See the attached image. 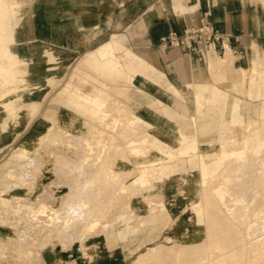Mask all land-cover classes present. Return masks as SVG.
<instances>
[{
	"label": "crops",
	"instance_id": "crops-1",
	"mask_svg": "<svg viewBox=\"0 0 264 264\" xmlns=\"http://www.w3.org/2000/svg\"><path fill=\"white\" fill-rule=\"evenodd\" d=\"M48 1L52 3L59 2L56 7L61 10L72 8L69 0H33V2H35L34 4L39 6L40 10L41 34L38 30L32 33L27 31V38L21 40L17 39L15 50L18 49L20 54L35 63L33 65V72L28 78L31 82L29 87L33 89L34 92H30V90L27 91V88H25V90L20 93V104L12 108L15 112L9 110L11 107L8 108L7 111V107L13 104L12 97L8 98V101H4V104L1 106V109H3L5 113H10L12 115L14 113L21 114V116H8L6 119H23L18 125H16L15 121L10 120L5 130H2L0 127V154L2 152L8 153V151H11L12 147L14 148L17 146L19 141L25 139L20 145L22 144V146L26 148L25 150L30 152V160H34L36 163L34 161L32 162L40 169L39 175H30L27 177L31 185V190H35L36 188L35 191H37L40 188V192L37 195V199L40 203H35V201L31 202L32 206L37 207V213H29L28 216H31L32 219L27 220L32 223L31 228H33V232H30L31 234L25 235L22 238L16 239L15 244H21L22 242L26 243V241L32 243L36 238L40 239L43 245L50 241H56L57 239H62L64 241L72 236L70 230L73 228L82 229L83 232L79 237L83 236V234L92 236L95 233H100L102 226H104L106 229V233L103 234L104 237L100 236L91 239L89 245L86 244V246H88L86 247L87 249H82L79 242L74 243L71 248L69 247L68 249H64L63 245L59 242L44 249L42 251V257L45 264H124L127 259H125L121 247L117 246L113 251L106 247L107 237L115 235L114 225L118 222H129L133 219V222L139 226L147 225L154 222L158 216L162 215L164 217L167 216L166 219L168 222L178 217L185 219L187 224L185 228L191 229L192 233L196 234V239H189L192 233L186 234L184 239L175 241L173 243L174 246L187 248L194 244H199V246L208 247V226H206L208 220L207 209L202 206L198 209H193L186 205L183 206V200L193 199V196L189 194L192 193L194 180L198 177V175L193 173V168L191 166L193 159L192 152L193 150L195 151V147L189 149V156L177 158L172 161L169 166L163 167V170L154 168L157 166L154 160L148 163L143 160V163L151 165H146L144 167L148 169L146 175H138V177H136L133 174L136 170V164L130 156V147L128 143H121L119 149L115 148L116 146L112 147L111 139L107 140L105 138L103 141L110 142L109 147L90 144H49L41 140V143L36 144L35 137L48 135V131L52 130L48 127L50 123L46 119L53 118L52 115L54 113H56L58 119H62L63 116H71L70 112L64 108L54 110V107H50L52 105L51 99L62 87L64 80L66 81V79L69 78V74L73 71L78 61L81 60L84 55L95 52L108 41L118 44L121 51H125V54L130 51L135 57H138L156 72L163 75L169 83L177 88L185 87L186 89L198 90L204 94L207 100L209 95L211 96L213 91L216 90L219 92V99L218 101L211 100L213 103L217 102L222 105H232L238 100L242 103L244 107L243 110L247 104H251V106L255 104L257 111L255 119H257V121L261 120L263 117L262 103L264 102V97L250 98L247 95L248 87L243 86L241 80L246 72L256 71L257 67L261 69L262 75L264 76V0H257V2H253L252 0H93L92 2L97 4L104 13L105 18L101 19L99 23H101V25L106 23V27L102 32L96 34V31L100 29L98 24L87 26L82 13L79 15H71L70 23L74 24V27L71 29L70 26H68L67 31H62L67 35L64 39H69L71 45L58 42L56 40V38H58L56 35H61V33H55L53 30L54 27L50 29V25L47 22L49 20L47 19L49 11L43 9L50 6ZM92 2L89 4L81 2L73 5H79L80 9H90V7L94 5ZM23 14L25 18L26 14ZM202 21L213 23L215 27L223 33L233 34L232 38L229 37V46L234 53V65L236 64L238 67V69L236 68L237 70H235L236 77L227 73L229 69L212 68L211 61L216 62L219 57H224L219 56L213 48H209L203 54V60H206L208 65V73L213 77H215L217 73H224H222L223 75L220 77L221 81L216 79L214 82H205L199 81L205 77L203 72H205L206 69V65L199 58L201 55H187L179 48H164L161 46L162 38L167 36L169 32L177 31L181 33L188 27L199 25ZM45 24L47 26L46 34L43 26ZM21 26H23V23ZM110 35H113L111 40L101 43L92 50L99 41ZM81 40L85 41V44ZM252 42L259 43L254 45L253 51H251L250 48L251 44H253ZM246 49L249 50L248 55L251 56L250 65H247V61H245ZM45 52H51L56 57V63L46 64L45 59H43ZM128 60L130 61L131 59L128 58ZM121 71H128L125 65H121L120 72ZM223 76L224 79H222ZM49 77L58 78V84L52 89H50L47 84V79ZM217 77L218 76L215 78ZM127 80L134 82L135 77L128 75ZM226 80L232 83L231 87L233 90L245 91L248 101L246 100L245 102V100L240 97L231 98V90L221 86ZM251 82H253V79L249 78L248 84H251ZM36 86L38 88H36ZM65 87H67V85H65ZM130 87L131 89L128 90L127 93L124 89V94L126 93V95L122 98V103L134 106L142 116L140 117L138 113H134V115H132L133 119L139 120L143 118L158 127L160 126L158 120L163 118L160 113L170 115L169 118H172V126L178 119H185L184 116L178 115L179 113L173 110L174 105L172 106L173 111L171 113H164L159 106H156L157 104H153L158 102L159 104L163 103L169 105L167 101H161V99H166L165 95L162 97L158 96L157 101L154 99L151 100L149 97H152L153 94L152 96L150 94L147 96L139 92L135 85ZM181 93L184 95L183 91H181ZM213 98L214 97H210V99ZM217 98L218 97H216V99ZM106 102L109 103L112 102V100H107ZM116 102L120 103L118 101ZM32 105L36 106V110H34L33 113L35 114L37 111V115H31L32 118L35 116V119L27 126L26 119L30 116V112H32L30 110ZM123 107L126 108L125 106ZM166 107L168 106L164 108ZM225 107L228 109L227 106ZM155 108L158 109L156 112L154 111ZM124 110L130 114L129 111L126 109ZM227 112L229 111L225 113ZM187 113L188 115L191 114L190 112ZM77 114L76 118L78 119L104 121L112 120L114 115L112 112H103V110L100 112L90 110L87 113ZM226 118L233 119L232 116H226ZM56 132L59 134L57 129ZM173 134H180V132H176V127H172V135ZM227 135H229V133H227ZM259 135H261V132ZM86 140L91 141L90 137ZM99 141L101 142V140ZM34 144L35 147L31 150L30 148L33 147ZM249 145L251 144L249 143ZM50 146L55 148L52 149ZM206 147V144L201 143L200 151H206ZM18 149H16L15 152H17ZM43 150L47 151V153L44 152L45 154L41 156L40 152ZM137 150L140 151V149ZM109 151H115V153L109 154ZM14 153L11 157H13ZM26 157L28 159L27 155ZM179 159L183 160L178 162ZM14 163L17 162L15 161ZM44 167H47L46 171H43ZM80 168L87 169V173L90 172V176H85V180L88 179V183L90 184L89 188L86 190L78 187V189L84 192V194L81 195H86L88 192L90 194L89 197L96 196L100 199H107L104 201L105 204L109 201L113 202V204H115V209L120 211V214H118L116 218L109 220L105 217V220L96 222L89 221V223H80L75 219L65 220L66 213L64 212V207L61 209L62 205H64L65 192H74V190H76L75 187L72 188V184L75 186L78 181L77 179L79 177H84L82 174H79L78 170ZM45 173L49 175H45ZM57 174L59 175V179H61V184L54 186L53 184L58 179ZM40 175L42 177L39 184L36 183V180H39ZM102 175L101 184L103 187L92 186L93 182H97V179ZM199 176V183L201 185L207 182L202 179V167ZM69 183H71V185ZM160 184L162 186H160ZM102 194H106L107 196ZM49 197H51V201L47 200ZM79 197L74 196L70 204L74 206L75 201H77ZM18 199L23 200L24 197ZM197 199H207V193L200 195ZM175 200H179V202L178 205L173 206L174 203H172V201ZM11 210L10 224L13 223V220L17 222V217H19L16 215L17 211L15 208H11ZM222 211L224 212L225 209H222ZM194 212H197L200 217V222L198 223H193L192 219L189 218V215L192 216L196 214ZM143 214H150V217L146 220H141L139 217ZM35 216H39L40 220L34 219L33 217ZM42 226H47L50 232H41L38 227ZM201 227L204 228L203 235L200 233ZM197 230L198 233L196 232ZM120 236L121 238L124 237L123 232ZM118 239L119 234L117 241ZM157 245L163 247L161 244ZM150 248L151 247L148 249ZM86 250L92 251L91 253L94 257L92 261L87 260L85 256ZM32 254L33 252L29 255L30 258ZM113 254L118 255V258H122L119 260L120 262H114ZM241 255L242 254L238 252V258L232 259V264H235L236 261H239V264H245V260H242L243 258ZM33 260L34 259H30L29 261L33 262ZM258 264H264V260Z\"/></svg>",
	"mask_w": 264,
	"mask_h": 264
},
{
	"label": "rangeland",
	"instance_id": "rangeland-1",
	"mask_svg": "<svg viewBox=\"0 0 264 264\" xmlns=\"http://www.w3.org/2000/svg\"><path fill=\"white\" fill-rule=\"evenodd\" d=\"M92 1L93 0H69L72 8L63 10L56 7L59 2L52 3L48 1L50 6L43 9L49 11V16L47 18L49 20L47 22L50 25V29L54 27L53 30L55 31V33H61V35H56V37H58L56 38L58 42L70 44L69 39H64L65 37H67V35L63 32L67 31L68 26H70L71 29L74 27V24L70 23V16L76 14L79 15L82 13L79 5L73 4H78L81 2H86L89 4ZM252 1L257 2V0ZM21 3L23 4L20 5ZM34 3L35 2H33V0H0V67L3 66L2 68L7 69V65L10 64L11 58L8 57L5 53V48H7L8 53L14 56L20 63V66L18 68L20 71H18L17 68L13 67L15 69L14 79L22 80L23 83L17 92H9L0 100V127L2 130H5L8 127L10 120L15 121L16 125H18L20 122H22L23 119H6V117L8 116H21V114L14 113L12 115L10 113L3 112V109H1V106L4 104L3 102L8 101V98L10 97H19L21 99L20 93H22L25 88H27V91L30 90V92H34L33 89H30L29 87L31 82L28 78L33 72V65L35 63L34 61L32 62V60L20 54L18 49L15 50V43L17 39L21 40L27 38V31L32 33L37 32L38 30L41 34L40 10L39 6L35 5ZM92 4L94 3L92 2ZM89 10L91 13L89 12ZM73 11L75 12V14ZM84 11L85 15H82L83 18L85 20H89L87 22L84 20L85 24L87 26H94L98 24L100 29L96 31V34L102 32L106 27V23H103L102 25L101 23H99L101 19L105 18L104 13L103 11H101L100 7L97 4H94L92 7H90V9L84 8ZM23 13L26 14L25 18L23 17ZM22 23L23 26H21ZM211 24L215 27L213 23ZM43 26L46 34L47 26L46 24ZM215 29L219 31L216 27ZM184 31H182L181 33H178L177 31L171 32L182 34ZM219 32L221 33V31ZM226 34L228 35V37L232 38L233 34ZM113 35L103 38L92 48V50L101 43L107 40H111ZM255 44L259 43L254 42L253 44H251V51H253V47ZM168 47L179 48L183 50L181 47ZM183 51L187 55L189 54L185 50ZM248 51L249 50L246 49L245 61H247V65H250L251 56L248 55ZM92 53L93 56L96 57V60L93 61L94 63H86L87 55H84L81 60L78 61L77 65L74 66L73 71H71V73L69 74V78L66 79V81L64 80V84L62 85V87L58 90V92L56 91L57 94L51 99L52 105L50 107H54V110H57L58 108H64L70 112L71 116H63L62 119H58L56 113H54L52 115L53 118L46 119L50 123V125L47 126L55 131L57 129V131H59V134L58 136L49 135L52 131L49 130L48 135L35 137L36 144L43 141L49 144L59 145L90 144L96 146L100 145L101 147H109L110 142H104L103 139L105 138L107 140H110L111 138L115 137L117 138V144L115 145V148L117 149L121 147V143H128L130 147V156L136 164V170L133 173L136 177H138V175H146L148 169L144 167L146 165H151L143 163V160L146 163L154 160L157 164V166H155L154 168L163 170V167L169 166L170 163L177 158L189 156V149H193L195 147V151L193 150L192 152V164H190L193 168V173L195 175H198V177L196 178V180H194L195 182L193 183L192 193L189 194L190 196H193V199L183 200V206L186 205L192 207L193 209H198L200 206L206 208L208 213V218L206 217L208 219L206 222V226H208L210 222L209 216H212L214 219L213 228L216 232L219 233L220 236L222 235L224 227L227 226L231 229V234L235 235L237 239L239 238L241 240L243 238V246L239 247V249H224L223 247L213 246V243L209 241L211 246H208L209 248L204 247L206 249L202 250L204 251V255L207 256L206 264H232V259L238 258V252L242 254L241 257L243 258L242 260H245V264H248L249 257L247 252L249 240L250 237L257 236L258 231L251 230V233L247 231L242 221H235V219L232 218L231 211L236 209L240 205L241 210L246 211L247 207L245 203L249 205L250 209L261 208V198L257 197V195L263 193H256V191H252V184L250 181H248L249 179L247 177L239 178L240 183H245L244 190L239 189L235 185L231 187V175L227 173L230 170L228 166L230 164H233L234 162H241L244 165H249L251 163L256 164L257 162H260L261 165L264 166V117H262L261 120H258L256 124L254 119L248 118L249 112L252 109L251 104H247L245 109L243 110L244 107L242 106V103L236 100V102H234L232 105H222L220 103L214 102L212 103L213 105L209 107V109H203L205 107L203 106V104L196 105V108L203 109V111L200 113L202 116H206L208 114L210 118L200 119L199 121L194 120L192 123H189L190 120L187 119V116H189L187 112L190 111L188 110V108L184 110V107L181 108L182 111H179L178 115L184 116L186 120L178 119L173 123V126L172 118H169V114L160 113L163 118L161 120L157 119L160 122L159 127L157 125L149 123L143 118L135 120L132 118V115H134V113H138V115L142 117L139 111H137L134 106L122 103V98L126 95L127 91L131 89L130 86L135 85L136 89L139 92L147 96L148 94H150L151 96L153 94V96L149 97V99H154L156 101L158 99V96L162 97L166 95V90L160 87L149 89L145 88L144 79H142L138 74L135 73L134 65L132 64V62H134L133 59L135 58V55H133L130 51L125 54V51H121L118 44L108 41ZM45 54H48L50 57L56 59V57L51 52H45ZM217 54L219 56H223L225 53L223 54L217 52ZM127 57L131 60L129 61ZM199 58L206 65L205 72H203L205 77L200 79L199 81L214 82V80L216 79L220 80V77L224 72L217 73V78H215L216 76L213 77L210 73H208V65L206 63V60H203V55H201ZM95 62L98 68H96ZM103 63H107L108 71H110L109 69H113L116 73L113 72V74L110 75L109 72L103 69ZM121 65H125V68H127L128 71L120 72ZM128 75H132L135 77L134 82H130L127 80ZM231 84L232 83L230 81L226 80V82L221 86L231 90V98L240 97L246 102V92L237 91L236 89L233 90ZM65 85H67V87H65ZM36 88L38 87L36 86ZM124 89L126 90L125 94ZM218 94L219 92L214 90L211 96L209 95L208 100L218 101ZM97 96H101L102 98L103 107L100 110H103V112L107 111L114 113L112 111L113 109L118 107L124 108L123 106L126 107L124 109L129 111L130 117L125 122V126L128 128L127 134L125 133L126 130H123L126 135L123 134L121 130H113L109 128L107 125L108 120H87L76 118V116L78 115L77 113H87L90 110H94L96 108L95 103L92 100ZM210 97L214 98L210 99ZM216 97L218 98L216 99ZM107 100H112V102L108 103L106 102ZM116 101L120 103H117ZM153 104H157L156 106H159L162 111L165 109V106H168V104H159L158 102H155ZM100 106L98 104L97 107L99 108ZM225 106H227L228 109H226ZM262 106L264 108V102L262 103ZM226 111L229 112L225 113ZM181 112H183L184 114ZM217 112H221L220 118ZM33 115L36 116L37 111ZM226 116H232L233 119H228L226 118ZM262 116H264V111ZM34 117L32 118L31 115L28 116V118L26 119L27 126H29L30 123L33 122V120L35 119ZM172 127H176V132H180V134L172 135ZM101 129L104 131H102ZM260 132L261 135H259ZM227 133H229V135H227ZM51 137L62 138L65 140V142H61L59 138L54 141L53 139H51ZM89 137L91 141L86 140ZM23 140L25 139L19 141L16 147H12L11 151L7 150L8 153L2 152L0 154V264H45L42 257V251L49 246L55 245L56 242L62 244L64 249H68L69 247L71 248V246L76 242L80 243L82 249H87L86 247L88 246H86V244L89 245V241L91 239L100 236L104 237L103 234L106 233V229L104 226H102V230L100 233H95L92 236L83 234V236L79 237V235H81V233L83 232L82 229L73 228L70 230L72 236L64 241L62 239H57L56 241H50L49 243L43 245L41 240L36 238L32 243L26 241V243L22 242L21 244H15L16 239L22 238L25 235L31 234L30 232H33V228H31L32 223L28 222L27 220L32 219L31 216H28L29 213H37V207L32 206L31 202L35 201V203H40V201L37 199L40 188L37 191H35L36 188L35 190H31V185L29 184V180L27 178L30 175H39L40 169L39 167H36V165L32 162L34 160H30V152H27V150H25L26 148L22 146V144L20 145V143L24 142ZM99 140H101V142ZM201 143L207 145L206 151H200ZM249 143L251 145H249ZM34 147L35 144L30 149L32 150ZM51 148L54 149L55 147ZM16 149H18L17 152H15ZM137 149H140V151H138ZM44 152L47 153V151L44 150L40 152L41 156L45 154ZM13 153L14 155L13 157H11ZM108 153H115V151H109ZM26 155L28 156V159ZM182 160L183 159H179L178 162H181ZM15 161L17 163H14ZM201 167L203 168L202 179L207 181L202 185L199 183V174ZM46 169L47 167H44L43 171H46ZM78 171L79 174L83 173V171L80 169ZM255 172L258 174L257 177L261 178L264 173L263 167H261L260 169L255 168ZM45 175L49 174L45 173ZM86 175L90 176V172H88ZM57 176L58 179L53 184L54 186L61 184V179H59L58 174ZM41 177L42 176L40 175L39 180H36V183L40 184ZM257 177H254L250 180H256ZM85 179V176L79 177L75 186H73L72 184V188L75 187L76 190H74V192H65L64 205H62L61 209H63L64 207V212L66 213L65 220L67 221L69 219H75L74 216L69 215L72 208H75V206H72L70 203L73 201L75 195L77 197L83 196L81 194H84V192L78 189V187L79 185L86 186L85 182H83L86 181ZM69 184L71 185V183ZM160 186L162 185L160 184ZM204 193H207V199H197ZM88 194L89 193L87 192L86 195L89 196ZM23 197V200L18 199H22ZM251 199L254 200L252 201ZM47 200L51 201V197H49ZM101 200L104 203V201H106L107 199ZM178 202L179 200L172 201V203H174L173 206L178 205ZM11 208H15L17 211L16 215L19 216L17 217V222L13 220L12 224H10V215L12 214ZM222 209H225V211L223 212ZM113 210L115 211L116 209ZM194 213L196 214L192 216L189 215V218L192 219L193 223L200 222L199 215L197 214V212ZM166 217L167 216L164 217L160 215L155 219L154 222L142 226L135 224L133 222L134 219L130 220L129 222H118L114 225L115 235L107 237L106 247L112 251L117 246L121 247L123 249L122 251L125 255V259H127L126 263L124 264H193L198 260V256L193 254L194 250L164 253L161 258L148 257L152 252L156 251L158 247H160L157 244H161L163 248H170L174 246L173 243L175 241H180L184 239L186 234L192 233L191 229L185 228L184 230V228L181 226V217H178L171 222H168ZM243 217L244 215H240V218ZM33 218L38 221L40 220L39 216H35ZM223 219L226 220L223 221ZM223 222L225 224H222ZM38 228L43 233L50 232L47 226ZM200 231V233H202L203 235L204 228L201 227ZM122 232L124 234L123 238H121L120 236ZM196 232L198 233V230ZM118 234L119 239L117 241ZM165 244L170 246H167ZM257 246H260V244H257ZM149 247L151 248L148 249ZM260 251V248L255 251V254L251 258L253 260L249 264H258L264 260V255L262 253L259 254ZM32 252L33 254L31 256L33 258H30L29 255ZM91 252V250L85 251V256L87 257L88 261H92L94 258ZM116 254H113V260L114 262H120L119 260H121L122 258H118V255ZM30 259H34L33 262H30ZM235 264H239V261H236Z\"/></svg>",
	"mask_w": 264,
	"mask_h": 264
},
{
	"label": "bare ground",
	"instance_id": "bare-ground-1",
	"mask_svg": "<svg viewBox=\"0 0 264 264\" xmlns=\"http://www.w3.org/2000/svg\"><path fill=\"white\" fill-rule=\"evenodd\" d=\"M22 4L23 3H21L20 5H22ZM81 10H82V13H84L82 15H85L84 8H81ZM85 21L87 22L89 20H85ZM205 22H207V21H205ZM221 33H223V32H221ZM165 38H166V36L163 37L161 40V46L164 48L167 47L166 46L167 43L164 40ZM78 41H80V40H78ZM81 41L84 42V44H85V41H83V40H81ZM229 45L230 44L228 42L224 46L225 47V52H224L225 54L223 55L224 57H219L218 60L216 59L217 60L216 62L211 61V66L213 69H224V68L229 69V72H227V73L236 77L235 76V74H236L235 70H237L238 67L236 66V64L234 65V53L230 49ZM209 48L210 49L213 48V50H214L213 46H210ZM205 52H203L202 54H204ZM5 53L8 57L11 58V60H10V64L7 65V69L2 68L3 66L0 67V100L4 97V95H6L9 92H12V93L17 92L18 89L20 88V86L23 84L22 80L14 79L15 69L13 67L17 68V70L20 71L18 69L20 66V63L16 60V58L14 56H12L11 54L8 53L7 48H5ZM43 59H45L46 64H47V62L49 64L54 63V62L56 63V59L50 57L48 54H45ZM94 60H96V57L93 56V53L87 54L86 63H88V64L91 62L94 63L93 62ZM133 60H134V62H132V64L134 65L135 73L138 74L142 79H144L145 88L149 89V88L160 87V88L166 90V93H165L166 99H161V101H167L169 103V105H168V107H166L163 110L164 113H171L173 110H175L176 112H179V110H181V108L184 107L185 108L184 110H186V108H188V110L191 113L189 116H187L188 120H190L189 123H192L194 120L199 121L200 119H209L210 118L208 114L206 116H202L200 114L203 111V109H209V107L213 105L212 104L213 102L211 100H207L204 97V94L202 92H200L198 90H194V89H186L185 87L177 88V87L173 86L171 83H169V81H167L163 75L156 72L152 67H150L148 64H146L145 62L140 60L138 57H135ZM95 64H96V62H95ZM102 67L107 72H109L110 75H112L113 72H115L113 69L112 70L109 69L110 71L107 70V67H108L107 63L106 64L103 63ZM96 68H98L97 64H96ZM111 77H113V76H111ZM249 78L253 79V82H251V84H248ZM222 79H224V76ZM47 82H48L47 84L49 85L50 89H52L54 86H56L58 84V78L49 77L47 79ZM241 84L243 86L248 87L247 95L250 98H256V97L264 96V76L262 75V71L259 67H257L256 71L246 72L243 79L241 80ZM99 85H100V82H99ZM181 91H183L184 95L181 93ZM12 100H13V104H10L7 107V111H8V108H10V107L11 108L9 110L14 111V109H12V108L15 105H19L18 104L19 100H20L19 97L12 98ZM92 101L95 103V106H96V108L93 111L100 112L101 111L100 109L103 107V105H102L103 101H102L101 96H97ZM98 104H99V106L101 104V106L99 108L97 107ZM198 104L199 105L203 104V106H205V107L203 109L202 108L198 109V108H196L197 107L196 105H198ZM173 105H174V107L172 110ZM35 107L36 106H33V105L30 107V110L32 111V112H30V115L34 114L33 111L36 110ZM157 110L158 109H156V108L154 109L155 112ZM112 111L114 112V116H113L112 120H108V122H107L108 127L113 129V130H121L123 134H125V133L127 134L128 128L125 126V122L130 117L129 114L123 108H120V107L115 108ZM262 111H264L263 106H262ZM192 112H193V114H192ZM252 113H254V114H252ZM256 113H257L256 105L253 104L252 109L249 112V118L254 119L255 123L257 124L258 121H257V119H255ZM217 114H219V118H220L221 112H217ZM215 120H218V119H215ZM123 130H126V132L124 133ZM50 135L58 136V133L56 131H51ZM57 138H59V137H51V139H53L54 141ZM59 139L61 142H65L64 139H62V138H59ZM111 141H112V143H111L112 147H114L117 144V138H115V137L111 138ZM228 167L230 170L227 174L231 175V187H233V185H235L239 189L244 190L245 183H240L239 178L247 177L249 179L248 181H250L252 184L251 185L252 191H256V193H261V192L263 193V194L257 195V197L261 198V201H260V207L261 208H251L250 209L249 205L247 203H245V205L247 207L246 211L241 210V205L238 206L236 209L231 211L232 218H234L235 221L236 220L239 222L242 221V223H243V225L247 231H249L250 233H251V230L252 231H254V230L258 231V235L254 236V237H250V240H249V246H248L247 254H248L249 263H250L253 260L251 258L253 257V255L255 254V251L258 248L261 249L259 254L262 253L264 255V173H263V176L261 178H259V177H257L258 174L255 172V168L260 169L261 167H263V172H264V166L261 165L260 162H257L256 164L251 163L249 165H244L241 162H237V163L234 162L233 164H230ZM80 170L83 171L82 176H87L86 175L87 169L80 168ZM254 177H257L256 180H250ZM102 178H103V175L97 179V182H95V183L93 182L92 186L103 187L101 184ZM85 185L86 186L80 185L79 187L87 190V188H89V186H90V184L88 183V179L86 180ZM96 191H98V190H96ZM88 195H90V194H88ZM93 199H94V201H93ZM251 200L253 201L254 199H251ZM74 206H75V208L74 207L72 208L69 215L74 216L75 220L79 221L80 223H89V221L96 222V221H100V220H105V217H107V219H109V220H112V219L116 218V216L118 214H120V211H117V210L114 211L113 210V209H115V204H113V202L109 201L107 204H105V203H103V201L99 197H96V196L89 197L87 195H83V196L79 197L77 199V201H75ZM240 215H244V217L240 218ZM108 217H110V218H108ZM149 217H150V214H143L139 218L141 220H146ZM213 220H214L213 217L209 216L210 222H209L208 228H207L208 242L210 241L213 243V246L223 247L224 249L225 248H233V249L238 248L239 249V247L243 246V238L241 240L239 238L237 239V237L235 235L231 234L232 233L231 229L227 226L224 227V229L222 231V235L220 236L219 233L216 232L215 229L213 228V226H214ZM225 220L226 219H223V221H225ZM222 224H225V223L223 222ZM181 226L183 228H185L187 226L186 221L183 218H182ZM189 239H196V234L192 233V235ZM210 242H209V246H211ZM257 244H260V246H257ZM204 247L205 246H201V245L199 246V244H194V245L189 246L187 248L178 247V246H173L170 248L158 247V249L156 251L152 252L148 257H150V258H155V257L161 258V256L164 253H170V252L175 253V251L184 252V251H188V250H194L193 254L198 256V260L195 261L193 264H206L207 256H205L204 251H202V250L206 249ZM207 248H209V247H207ZM196 249H197V251H196ZM216 257H218V256H216ZM151 264H153V263H151Z\"/></svg>",
	"mask_w": 264,
	"mask_h": 264
},
{
	"label": "built area",
	"instance_id": "built-area-1",
	"mask_svg": "<svg viewBox=\"0 0 264 264\" xmlns=\"http://www.w3.org/2000/svg\"><path fill=\"white\" fill-rule=\"evenodd\" d=\"M164 40L167 47H181L189 54L203 55L210 46L224 54V46L229 42V37L217 31L211 23L203 21L200 25L187 28L182 34L171 32Z\"/></svg>",
	"mask_w": 264,
	"mask_h": 264
}]
</instances>
